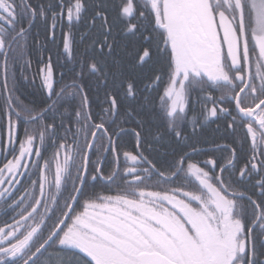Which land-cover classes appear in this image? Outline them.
Masks as SVG:
<instances>
[{"label": "snow or ice", "instance_id": "1", "mask_svg": "<svg viewBox=\"0 0 264 264\" xmlns=\"http://www.w3.org/2000/svg\"><path fill=\"white\" fill-rule=\"evenodd\" d=\"M53 8L33 6L31 0H0V115L6 121V141L0 143L15 152L21 120L37 126L31 132L25 129L19 153L0 168V186L9 185L0 188V206L5 214L14 213L12 222L0 227V264H264V0H145L143 5L120 0L118 14L128 18L126 30L143 27L147 33L142 39L148 47L138 54L139 61L151 59L153 33L159 35L157 53L169 57L166 83L155 75L145 85L153 90L163 85L159 107L152 109L163 130L154 134L150 99L124 108L119 89L108 90V107L93 112L86 85L78 81L85 72L100 73L107 84L95 58L85 59L73 81L57 90L64 74L56 79L49 55L38 69L47 95L43 107L14 95L17 68L31 65L26 55L35 19L51 21L49 36L55 40L57 25L66 21L72 27L84 20L89 4L66 0L59 11ZM87 23L97 31L92 43L111 53L112 27L104 0L94 5ZM71 39V32L62 34L65 53L71 51ZM120 87L124 99L138 98L134 81ZM217 91L220 96L213 94ZM49 113L51 123L46 121ZM121 115L140 129L134 130V151H119L123 130L112 126ZM213 119L225 120L226 131L233 134L242 130L240 143L250 150L242 166L232 144L199 147L193 139ZM49 144L55 151L45 159ZM216 151L229 155H208ZM97 153L112 156L114 166L107 175V156L94 161ZM121 155L134 166L122 167ZM200 155L208 158H194ZM22 168L33 169L36 178L29 177L30 188L16 196L19 190L13 189L22 183L17 179L24 176ZM97 182L105 185L104 194L95 191ZM167 184L177 186L162 187ZM53 246L81 259L58 254L55 262L51 256L42 259Z\"/></svg>", "mask_w": 264, "mask_h": 264}, {"label": "trees", "instance_id": "2", "mask_svg": "<svg viewBox=\"0 0 264 264\" xmlns=\"http://www.w3.org/2000/svg\"><path fill=\"white\" fill-rule=\"evenodd\" d=\"M100 0H88L89 10L86 14L84 20L80 21V34L77 37V45L80 47L81 56L76 63L75 61H71L68 58L64 57L62 53V34L70 30L72 33V39L70 41L71 46L76 43V31L75 28L69 27L66 21L61 26L60 24L57 25L55 33L56 38L52 40L49 36V24L51 21L49 20L47 23L40 17H37L32 28L31 33L29 35V44L31 45L29 52L31 53L30 61L31 65L27 68V71L31 70V73L27 75V77L32 79V75L37 82L33 83H24L21 82L19 78L23 79L25 74H21L20 68H17L20 76H16V92L15 95L20 98L26 104L35 105L37 107H43L44 104L47 102V95L46 91L41 88V82L37 79L39 77L38 69L41 67L40 63H46L47 58L51 55L55 72L57 74H61L65 71L63 83L57 87H62L64 84H70L73 81V78L76 74L80 71V65L85 60L88 59L91 61L95 58L99 61L103 68V73L107 74V84H104L103 81L105 76L97 73L96 75H90L89 73L85 72V77L83 81H78L79 83H84L86 88L89 92V96L93 101V112L99 114L101 108H107L108 105L104 103L105 92L111 90L115 92L117 88L119 89L118 100L123 101V107H136L142 101L151 100L150 110L156 109L159 107V96L158 92H162L163 85H160L157 90H153V88L149 87L146 88L145 85L151 84L152 79H154L155 75H160L163 77L165 82V78L168 76L169 69L167 67L169 57L166 55H162L157 53L156 51V44L160 42L158 33H153L156 39L152 43V57L146 64H142L139 61L138 54L142 55L143 49L148 47L147 42L142 39V34L146 35L147 33L144 32L143 27L139 31L130 32L126 30V23L128 21L127 17H121L118 14V5L114 4L110 0H104L106 7L108 8V17L109 23L111 24L112 30L110 34H108V43L112 45L111 53H108L107 47L104 48L103 53L99 50L98 45L92 43L93 38H97V31L94 28H91L87 21L91 18L93 14V7ZM33 6L39 4H52L54 5L53 11L55 8L59 6L58 0H31ZM132 23H139L138 20L133 19L131 20ZM144 24H147V20L144 21ZM70 28V29H69ZM162 31V30H161ZM89 35L85 36L84 39H81V36L84 33ZM34 42V43H33ZM162 47V44H161ZM43 51V53H42ZM253 60H255V55H253ZM28 59V57L26 58ZM23 62H21V65ZM115 75V81L113 79ZM151 78V79H148ZM134 81L136 83V87L138 89V98L133 100L131 98L124 99V87H120L121 83L126 84L127 82ZM166 83V82H165ZM195 95V94H194ZM21 96V97H20ZM79 97L75 103L78 104ZM64 107H68L65 105ZM196 109H199L200 105L194 106ZM61 111H64V108H61ZM192 115V113H191ZM190 115V116H191ZM106 119H110V117H105ZM1 124L5 120L4 117L1 115ZM117 123L112 126L113 129L119 131L123 130L122 135L120 137V149L119 151L123 153L124 151H134L135 144H136V136L134 134L135 131H140L137 128V123L135 120H129L127 123L124 122L123 115L116 117ZM150 120V127L153 131V134L157 129L160 131L163 130V124L161 122L160 115L155 111H151V116L149 117ZM46 121L51 123V113L47 114ZM97 122L99 120L97 119ZM6 123V121H5ZM5 123L1 130L3 131V135H6V128ZM67 124V121H65ZM1 126V125H0ZM145 131H147V127ZM37 126L32 124H26L21 120L20 125L18 127V132L16 134V147L19 146V141L25 138V129L31 132ZM191 125H188L186 129L187 132H190ZM5 131V132H4ZM111 131V129H110ZM59 134H63V129H58ZM71 135V134H69ZM151 139V136H149ZM194 140H198L200 142L199 147L205 145H212V144H219L229 143L232 141L230 136V132L224 131L222 134L219 131L214 130V128H209V125L202 127V130L198 131L197 134L193 137ZM105 144L107 143L106 139L103 141ZM174 143V142H173ZM99 147V143L97 145ZM55 149L52 145L47 146V151L43 153L45 159H51L53 156ZM106 153H97L94 155L92 159L95 161L98 157L103 158ZM35 159V157H34ZM33 159V160H34ZM121 166L124 167V158L121 155ZM114 165L112 164V156L107 154V159L104 163V172L107 175L111 168ZM33 169H31V172ZM53 171H54V161H53ZM31 172L29 177L35 179V176H31ZM29 183V182H28ZM175 186V185H173ZM115 187L114 185L112 186ZM172 187V186H171ZM30 188V184H29ZM95 191L101 194H104L105 185L103 182H97L95 186ZM112 194H115L114 192ZM38 195V193H37ZM67 196V193H65ZM80 209L77 208V211ZM44 212L43 206L40 208V213ZM10 215L5 217L1 220L0 227L4 226L5 223H11L12 217L14 213L9 212ZM57 216L59 213L56 214ZM19 217L17 216L16 219ZM39 219V215L37 216ZM53 220L47 221L46 231L50 229L53 225ZM46 234V232H45ZM61 255L66 259H73L74 261H79L81 256L74 255L72 252H59L56 246L48 249V252L45 253V256L42 259H47L49 256L52 257L53 262H55L56 255Z\"/></svg>", "mask_w": 264, "mask_h": 264}, {"label": "flooded vegetation", "instance_id": "3", "mask_svg": "<svg viewBox=\"0 0 264 264\" xmlns=\"http://www.w3.org/2000/svg\"><path fill=\"white\" fill-rule=\"evenodd\" d=\"M110 1L111 2H114V4H120V0H110ZM137 2L140 5H143L145 3V0H137ZM60 3H66V0H58V4H60ZM59 10H60L59 9V6H58V8L57 7L55 8V11H59ZM73 27L75 28V31H76V36H75L76 37V43L71 46V51L69 53H65V50L62 47V53H63L64 57L68 58L71 61H75L77 63L78 60H79V58H80V56H81L80 47L77 45V37L80 34V29H81L80 22H75L74 21ZM67 32H70V30H68ZM250 47H251V45H250ZM27 53L28 54L26 55V58L28 57V59H30V57H31L30 54L31 53L29 52V50H27ZM42 53H43V51H42ZM40 65L42 66L41 63H40ZM20 71H21V74L22 73L25 74V76L23 77V79L19 78L21 82H24V83H31V82L35 83V82H37L36 79H35V77H34V74L35 73H33L32 79L29 78V77H27V75L31 73V70L27 71V69H23L22 67H20ZM62 73L65 74V71L62 72ZM16 76H20V74H19V72L17 70H16V73H15V79H16ZM56 79L57 80L60 79V74H57L56 73ZM167 79H168V76L165 78V82L167 81ZM37 80L39 82H41L40 75H39V77H38ZM63 81H65V80H62L61 82L63 83ZM61 82H60L59 85H61ZM213 94L216 95V96H220L221 95V93L219 91L214 92ZM14 95H15V93H14ZM225 106H227V105H225ZM189 115H191V113ZM1 121L2 120H1V115H0V125H1L0 126V141H6V135L4 136L3 135V131L1 130V127H3V125L5 123V120L3 121L2 124H1ZM225 123L226 122L223 119H213V120H209L206 123H204L203 126H206V124H207V125H209V128H214V130L219 131L222 134H224V131H225ZM190 125L191 124H189V126ZM17 132H18V129H17ZM17 132H16V134H17ZM230 136L232 138V141L229 142V143H227V144H232L233 147H236L238 149V151H237V163H238V165L242 166L243 163L245 162L244 161V157L246 155L250 154V150H249L248 146L247 145H242L240 143L241 140L243 139V132H242L241 129L238 128L235 134H233L232 132H230ZM234 140L236 141L235 144H233V141ZM223 144H225V143L221 142V143L216 144V145H223ZM210 146L211 145H205V146H201V147H210ZM14 148H15V152L9 151L7 148H5L3 146L2 143H0V168H2L3 165L6 164L9 159H12L14 155H17L19 153V146L16 147V141L14 143ZM208 155H211L213 157H218V156H221V155L228 156L229 153H227V152L221 153L220 151H216L214 153L210 152ZM208 155H200V156H196L194 158L195 159H199V160H205V159L208 158ZM32 159H34V156L32 157ZM27 162L28 161L26 159L25 160V163H27ZM131 166H134L133 165V162H131V161H124V167H131ZM20 171L22 173H24V176H22V177H19L18 176L17 177L18 180H21L22 181V183L16 185L15 188L13 189L14 191L16 189L19 190V191H16V196H19L22 193L23 188L29 187V183L28 182H29V175H30L31 169L30 168L29 169L22 168ZM5 175L7 176V173ZM256 178H258V177H256ZM173 185L177 186V184H167V185H162V187H164V188L171 187V186L172 187H175ZM8 187H9V185H7V184L0 186V188H8ZM248 187L251 188V184H249ZM156 190H159V189H156ZM0 204H2V202H0ZM5 212H6V210L2 206H0V224H1V220H3L8 215H10L9 212H11V211H7V214H5Z\"/></svg>", "mask_w": 264, "mask_h": 264}, {"label": "water", "instance_id": "4", "mask_svg": "<svg viewBox=\"0 0 264 264\" xmlns=\"http://www.w3.org/2000/svg\"><path fill=\"white\" fill-rule=\"evenodd\" d=\"M105 156H107V154H105Z\"/></svg>", "mask_w": 264, "mask_h": 264}]
</instances>
